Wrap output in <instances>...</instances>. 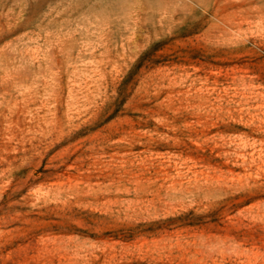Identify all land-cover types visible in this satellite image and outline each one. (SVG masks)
Returning a JSON list of instances; mask_svg holds the SVG:
<instances>
[{
  "label": "rangeland",
  "instance_id": "1",
  "mask_svg": "<svg viewBox=\"0 0 264 264\" xmlns=\"http://www.w3.org/2000/svg\"><path fill=\"white\" fill-rule=\"evenodd\" d=\"M0 264H264V0H0Z\"/></svg>",
  "mask_w": 264,
  "mask_h": 264
}]
</instances>
